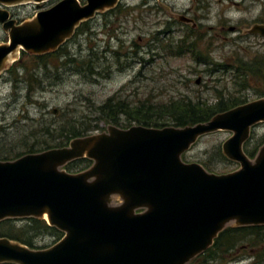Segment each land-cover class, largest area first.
Returning <instances> with one entry per match:
<instances>
[{"label":"water","instance_id":"obj_1","mask_svg":"<svg viewBox=\"0 0 264 264\" xmlns=\"http://www.w3.org/2000/svg\"><path fill=\"white\" fill-rule=\"evenodd\" d=\"M48 1L0 0V6ZM118 2L59 0L21 25L0 10L7 34L0 75L21 53L56 52L81 24ZM247 34L264 38V26H252ZM262 123L264 98L192 127L109 126L64 148L0 162V222L44 220L64 235L46 250L0 239V264H190L231 225L264 226V145L254 160L243 151L251 130ZM222 131L232 134L222 155L237 171L214 175L183 162L200 139ZM81 159L92 163L86 171L63 170Z\"/></svg>","mask_w":264,"mask_h":264},{"label":"rangeland","instance_id":"obj_2","mask_svg":"<svg viewBox=\"0 0 264 264\" xmlns=\"http://www.w3.org/2000/svg\"><path fill=\"white\" fill-rule=\"evenodd\" d=\"M197 1L201 0H161L160 22L165 19L166 12L180 15L188 8L195 7ZM203 1L198 10L211 11L213 18L195 34L200 36L204 32L207 37L206 41H197V52H205L209 42H212L215 49L213 58H217L219 64L234 65V61L237 64L240 57L251 60L264 57V44L260 39L248 37L245 40L250 41V45L247 46L245 43H233L235 34L228 33L237 20L246 17L249 11L257 13L264 6L260 8L257 4L246 2V8L251 5L246 9L243 5H233L238 0ZM58 2L50 0L39 6L27 4L20 7L22 9L18 15L31 20L38 12L48 10ZM144 3L143 0H122L113 11L84 23L81 26H84L83 30L67 41L57 54L58 61L51 63V59V62H47V73L42 63L34 57L20 54L15 58V61L19 58L20 61L12 67V71L0 75V130L5 129V133L0 135V148L3 151L19 147L23 141L27 145L47 141L41 134L32 136V133L50 125L57 127L68 122L79 127V124H83V128L89 126V136L104 133L109 126L96 122L98 116L92 107L113 97L131 105L146 100L154 104L180 99L215 104L220 97L223 100L239 97L248 103L258 99L256 92L263 90L264 85L262 81L255 82L250 73L241 78L247 80L250 87L241 88V80L237 79L236 71L232 69L234 67H226V72L203 73L207 68L197 66L191 54L179 58L174 50L166 47L165 44L172 38L178 42L182 36L188 35V27L177 24L172 28L174 32L160 38L161 42L157 44L154 41L156 31L165 32L166 28L163 30L162 26H154L153 9L156 4L152 1L146 5ZM222 17L230 22L229 25L224 24V36L230 41L227 44L211 38L219 29H207ZM249 26L246 25V28ZM177 30L180 33H175ZM6 41L7 36L0 29V46ZM141 53L143 67L136 61ZM152 53L159 57L153 60ZM70 58L75 60L74 64L69 63ZM33 73L39 76L42 83L35 82L36 79L31 77ZM96 125L98 131L92 132ZM231 136V133L222 131L203 137L183 156V162L201 166L206 164L208 171L214 175L237 171V164L224 161L218 155V152L222 155L221 147ZM251 136L252 146L264 139V123L255 126ZM37 243V247L50 248L54 241L45 238ZM242 256L247 259L238 261L237 258ZM254 258L255 251L247 248L226 257L222 264H251Z\"/></svg>","mask_w":264,"mask_h":264},{"label":"trees","instance_id":"obj_3","mask_svg":"<svg viewBox=\"0 0 264 264\" xmlns=\"http://www.w3.org/2000/svg\"><path fill=\"white\" fill-rule=\"evenodd\" d=\"M84 25V24H83ZM84 26L78 30L81 32ZM196 32L190 30L186 36L200 39L195 36ZM196 44L192 43L190 54L193 59H199L200 53L196 51ZM60 49L56 54H58ZM57 56V55H56ZM56 56L53 57H37L40 64H48L47 62L52 59L54 63L58 61ZM70 64H74L75 60L70 58ZM62 65V64H61ZM65 65V63L63 64ZM45 68V67H44ZM83 69V67H81ZM253 72L252 79L255 82L262 81L264 85V74L257 73L256 66L250 67ZM12 71V70H11ZM248 71V70H247ZM247 71H240L236 74L237 79L244 78ZM10 72V71H9ZM40 75V74H39ZM263 76V77H261ZM31 77L36 79V83L40 84L38 75L33 73ZM241 88H248L247 80H241ZM258 99L264 98V89L256 92ZM243 98H231L223 100L221 97L216 100L215 104H208L205 102H192L187 99H180L177 101H170L166 104H154L148 100L138 102L131 105L127 101H121L116 97L107 99L99 106L92 107L93 112L98 116L96 122L104 123L106 126L117 127L122 130H127L133 126H141L148 129H165L177 128L183 129L192 127L197 124H204L209 122L212 118L219 114L228 112L236 107L247 104ZM65 123L61 126L43 127L38 131L32 133V136L41 134L42 140L40 143L27 145L24 141L21 146L16 148H9L0 151V162H12L23 156L30 154H39L51 149H59L68 146V144L77 138L87 137L90 131L89 126L83 128V124ZM98 131V125L92 132ZM0 135L5 133V129L1 128ZM251 136L249 141L244 145V154L250 160H254L259 149L264 145V139L260 140L258 144L252 146ZM220 158L226 161V158L218 152ZM183 159V157H182ZM92 163L86 159L77 160L67 164L63 170L69 174H78L86 171L91 167ZM203 168L209 172L206 164H202ZM210 173V172H209ZM64 235L53 227H49L44 220L37 219H23V220H5L0 222V239H7L11 242L18 243L31 250H46L45 247H37L38 240L45 238L52 239L55 245ZM255 251V258L251 260V264H264V226L257 227H242L234 228L229 227L219 234L214 240L213 246L205 253L199 255L190 264H222L226 257L236 255L242 250ZM258 251V253H257ZM239 258V257H238ZM237 258L238 261H240ZM12 264V263H5Z\"/></svg>","mask_w":264,"mask_h":264},{"label":"flooded vegetation","instance_id":"obj_4","mask_svg":"<svg viewBox=\"0 0 264 264\" xmlns=\"http://www.w3.org/2000/svg\"><path fill=\"white\" fill-rule=\"evenodd\" d=\"M121 1L122 0H119L118 4ZM124 1H128V0H124ZM143 1L145 2L144 3L145 5L151 1L156 4L154 9H153V12L155 13L154 26H156V25H158L159 27L162 26L163 30H165L164 28H166L165 32H163L162 30L156 31V34L154 36V41H156L157 44H159L161 42V39L163 37H166V36L170 35V33L174 32V30H172V28L175 27L177 24H181L184 27H188L189 30L198 32L200 29L204 28L206 22H211V20L213 18V16H211V11L208 10V11L204 12L203 9H200V11L198 10V7H200L201 4L204 3V1L201 0V1L196 2L195 7L188 8L187 10L181 12L180 15L170 14V13L166 12L165 13V19H163V22H160L161 20H160L159 14L161 12V8L163 7L160 3L161 0H151V1L150 0H143ZM246 2H250L251 5L257 4L260 8L262 6H264V0H238V3H233V5L235 7H240V5L245 6ZM82 3L83 2L80 1V4H82ZM118 4H117V6H118ZM26 6L27 5H17V6H11V7H1L0 6V10L7 12L9 14V19L15 21L16 25H21L22 23L29 21V20L25 19V17L20 18L19 17L20 15H18L21 13L20 9H22V8H20V7H26ZM117 6L115 8H117ZM250 6L247 8H250ZM245 8H246V6H245ZM114 9L109 10V11H105V12H110V11H113ZM104 13H100V14H104ZM100 14H97L92 20L94 21ZM249 14H250V17L248 16ZM248 15L242 19L237 20L235 25L233 27L229 28L228 33L235 34V37H236L235 38L236 40H234L233 43H238V44L239 43H242V44L245 43L248 46V45H250L249 44L250 41H246L245 39H247L248 37H252L253 39L254 38L260 39L261 42L264 44V38L247 34V32L249 31V29L252 26H255V25L264 26V8L263 9L261 8L257 13L255 11L254 12L249 11ZM186 20H189L192 23H187ZM225 23L228 25L230 24V22L227 20H224L223 17L220 19L218 18L215 25L207 27V29L209 31L219 29L218 33L216 32L213 36H211V38L221 40L223 43L227 44L230 41L226 38V36H224L225 35L224 34V24ZM83 24H81L76 29L75 34L78 32V30L81 28V26ZM248 24L250 26L248 28H246V25H248ZM0 29L2 30L1 24H0ZM231 29H233V31H231ZM175 33H180V32L177 30ZM6 36H7V34H6ZM198 38H200V39L196 40L195 38L187 37L186 35H184L178 40V42L174 38H172L170 40V42H168L165 45H167L166 47L168 49H170V51L174 50L173 52H176V54H177L176 56L180 58V57L187 55V54L190 55L189 52H190V48L192 46V43H195L196 46H198L197 41L199 43H201L202 41L207 40L206 34L204 32H201L200 37H198ZM66 42L64 44H66ZM6 43H7V41L5 42V44ZM64 44L56 52L45 54L43 56H31V55H29V56L34 57L35 59L37 57H48V56L53 57V56H56L57 55L56 53L60 49L63 48ZM196 46H195V48H196ZM138 48L139 47H137V49ZM139 50H142V48ZM214 50L215 49L213 48V43L209 42V44L207 45V48H205V52H202V53L199 52L200 53L199 59H193L197 66H199V67L203 66V67L207 68V70L203 71V73H218L221 71L226 72V70H227L226 67H230V66L235 68V69L234 68H232V69L236 71V74L239 72V70L242 72L248 70L247 72L251 73V72H253V69L250 70L249 68L256 66V68H258L256 70L257 73H259V75L264 74V57L262 58L259 56L260 60H256V59L251 60L248 57H240V59H242V60L239 59L237 64H236V60L233 63L234 65L223 64V62H221L219 64L217 61V58L216 59L213 58V55L215 54ZM22 54H24V53H22ZM158 57H159L158 54L152 53V59L153 60H155V58H158ZM143 60H144V58L142 57V53H141V56H138L136 59V61L141 65V67H143V62H144ZM261 60L263 63H261ZM19 61H20V58L18 60L14 61L13 64L11 65V67L9 68L8 72L11 71L12 67L16 63H18ZM237 65H238V67H237ZM41 66H43V68L45 67L44 69H45V72L47 73V69H46L47 64L46 65L41 64ZM44 69H42V70H44ZM233 70H231V71H233ZM196 73H198V70L195 71V74ZM46 75H45V77H46ZM41 81L42 80H40V83H42ZM249 256H250V253H249ZM238 259L240 261H244L247 258H246V256H242V257H239Z\"/></svg>","mask_w":264,"mask_h":264}]
</instances>
